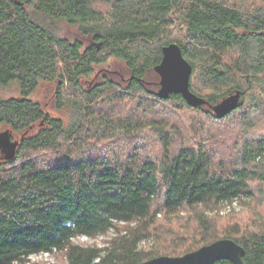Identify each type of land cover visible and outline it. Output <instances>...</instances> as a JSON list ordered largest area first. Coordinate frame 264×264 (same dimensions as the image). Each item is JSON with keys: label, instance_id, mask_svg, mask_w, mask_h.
<instances>
[{"label": "trees", "instance_id": "obj_1", "mask_svg": "<svg viewBox=\"0 0 264 264\" xmlns=\"http://www.w3.org/2000/svg\"><path fill=\"white\" fill-rule=\"evenodd\" d=\"M169 44L191 65L201 106L162 99L149 81ZM110 58L127 81L89 84ZM42 83L55 84L67 123L31 97ZM12 84L17 97L0 95V126L17 142L0 160V264L52 252L65 264H141L221 239L243 247L244 264H264V221L219 226L235 212L221 207L264 196V0H0V89ZM236 92L237 107L218 116ZM180 112L206 122L187 134ZM109 232L102 247L73 242ZM165 234L170 247H142Z\"/></svg>", "mask_w": 264, "mask_h": 264}, {"label": "rangeland", "instance_id": "obj_2", "mask_svg": "<svg viewBox=\"0 0 264 264\" xmlns=\"http://www.w3.org/2000/svg\"><path fill=\"white\" fill-rule=\"evenodd\" d=\"M53 27L56 29V32L61 36H66L68 38H73L78 35L77 28L74 26H70L65 22H56L52 24ZM106 75L116 81H120L125 83L129 78V72L125 68L124 63L120 60L110 58L105 64L97 67L95 69V73L87 80L89 84L93 82L100 81L101 77ZM149 81L151 82H159V76L153 72L149 76ZM159 87V86H158ZM55 92V84L54 83H42L37 88V90L32 94V98L36 101H39L44 107H46L50 115L53 117H59L64 122H68L71 118V112L69 108H62L57 109L54 107L53 104V96ZM0 95L2 97H10V96H18L19 92L17 86L15 84L10 85L7 88L0 89ZM123 109L126 110L127 107L122 105ZM179 121L177 124L185 131L187 130V134L190 132V125L200 124L206 120L198 115L197 113L192 112H185L179 113ZM207 124V123H205ZM5 130L4 126H0V132ZM13 137L18 139V134L13 133ZM0 160H2V154L0 152ZM235 210L234 216L227 217V218H220V229L224 228L227 224H233L234 222H238L246 229H252L260 221H264V196H258L255 199L243 201L242 203L237 202L236 206L226 205V207H221L220 215L223 216L227 214L230 210ZM210 214H215L213 210ZM184 215H187L186 213ZM188 216V215H187ZM184 222V220H183ZM176 223L174 226L175 234H179L182 226ZM179 225V227H178ZM242 227V228H243ZM114 236L113 232H109L106 235L97 236L95 238H87V237H77L73 240L74 243L81 244V245H96L98 247H102L105 243ZM161 238V237H160ZM158 244L156 243L155 239L149 238L144 243H142V247L145 250H149L153 247H161V249H165L166 247H170L171 245L167 244L172 239L168 236L163 235L160 240H158ZM157 244V245H156ZM164 253V252H163ZM172 257V256H169ZM176 257V256H175ZM32 262L40 263V264H65V257L63 253L60 252H52V253H43L37 254L30 257Z\"/></svg>", "mask_w": 264, "mask_h": 264}, {"label": "water", "instance_id": "obj_3", "mask_svg": "<svg viewBox=\"0 0 264 264\" xmlns=\"http://www.w3.org/2000/svg\"><path fill=\"white\" fill-rule=\"evenodd\" d=\"M159 76L158 97L167 99L172 94H180L191 107L201 106L205 101L193 94L189 88L192 67L183 57L177 44H169L162 48V58L154 67ZM240 93L236 92L224 98L213 107L218 116H223L235 109L239 102ZM8 131L0 133V151L5 159L14 157L17 142L9 141ZM244 249L231 239L217 240L209 245L200 247L190 253L177 257L160 256L141 264H214L226 260L233 264H244L242 257Z\"/></svg>", "mask_w": 264, "mask_h": 264}, {"label": "built area", "instance_id": "obj_4", "mask_svg": "<svg viewBox=\"0 0 264 264\" xmlns=\"http://www.w3.org/2000/svg\"><path fill=\"white\" fill-rule=\"evenodd\" d=\"M236 204H237V202L236 201H234V202H232V206H236Z\"/></svg>", "mask_w": 264, "mask_h": 264}]
</instances>
